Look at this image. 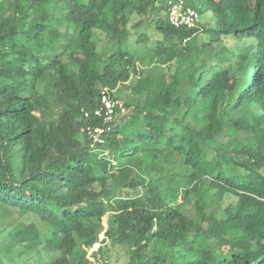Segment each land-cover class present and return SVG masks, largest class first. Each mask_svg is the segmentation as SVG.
Returning a JSON list of instances; mask_svg holds the SVG:
<instances>
[{
	"label": "trees",
	"instance_id": "trees-1",
	"mask_svg": "<svg viewBox=\"0 0 264 264\" xmlns=\"http://www.w3.org/2000/svg\"><path fill=\"white\" fill-rule=\"evenodd\" d=\"M199 1L186 29L161 0H0V264H89L103 229L126 264H264V0Z\"/></svg>",
	"mask_w": 264,
	"mask_h": 264
},
{
	"label": "built area",
	"instance_id": "built-area-1",
	"mask_svg": "<svg viewBox=\"0 0 264 264\" xmlns=\"http://www.w3.org/2000/svg\"><path fill=\"white\" fill-rule=\"evenodd\" d=\"M167 5V19L170 25L174 27H184L191 29L198 25L200 21V13L193 7L187 6L183 0H170ZM184 39L183 42H185ZM115 109L119 113L125 112V106L121 99L114 98L110 95L107 88L101 89L100 92V107L94 110L96 116L102 117L104 121L108 122L116 116ZM84 115L87 116L88 112L85 111ZM82 132L85 133L87 138L91 140V145L94 143H101L102 138L100 137L103 132V128L97 125H85L81 128ZM106 239L104 235V229L98 235V241L87 251V259L89 264H110L108 258L93 253L101 243Z\"/></svg>",
	"mask_w": 264,
	"mask_h": 264
},
{
	"label": "rangeland",
	"instance_id": "rangeland-1",
	"mask_svg": "<svg viewBox=\"0 0 264 264\" xmlns=\"http://www.w3.org/2000/svg\"><path fill=\"white\" fill-rule=\"evenodd\" d=\"M161 1L163 3H166V4H169V2H170V0H161ZM190 2L198 11H200L202 13L200 15V21L198 23L199 25H201V22H204L205 20L210 18L211 12L206 8V6L201 1L190 0ZM142 20H143L142 24L147 27V25L149 24L148 18L144 17ZM201 36L204 37V35H201ZM137 67L144 70L143 74H146L147 71L151 72L152 74L157 73V71L153 67H150V66L149 67H142L141 65L137 64ZM163 67H164V65H163ZM52 109L57 111L58 107L54 106ZM253 110L254 109L250 110L251 114L254 113ZM234 112H235V114H240L238 109L234 110ZM226 200L227 199L224 198L222 202L224 203ZM185 207H188V206H185ZM102 223L106 227V217L102 218ZM23 224H24V216L23 217H16L14 214L8 213L4 209V207L0 205V231L2 229L8 230L13 225L21 228L23 226ZM33 225H31L30 227H33ZM0 243H2V240L0 241ZM102 251L107 256V258L109 259L110 264H126V262H127V255L125 253V250H124V248H122L120 246L108 248L107 245H105L104 248H102Z\"/></svg>",
	"mask_w": 264,
	"mask_h": 264
}]
</instances>
